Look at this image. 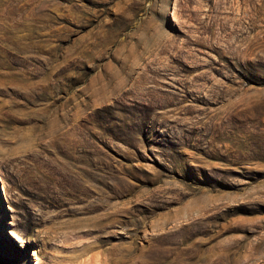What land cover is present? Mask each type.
Returning a JSON list of instances; mask_svg holds the SVG:
<instances>
[{
	"label": "rangeland",
	"instance_id": "obj_1",
	"mask_svg": "<svg viewBox=\"0 0 264 264\" xmlns=\"http://www.w3.org/2000/svg\"><path fill=\"white\" fill-rule=\"evenodd\" d=\"M0 264H264V0H0Z\"/></svg>",
	"mask_w": 264,
	"mask_h": 264
}]
</instances>
